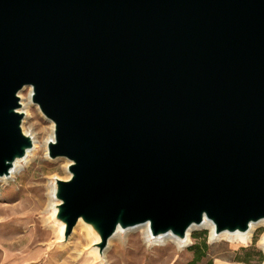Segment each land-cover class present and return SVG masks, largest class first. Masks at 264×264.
Instances as JSON below:
<instances>
[{"label": "water", "instance_id": "obj_1", "mask_svg": "<svg viewBox=\"0 0 264 264\" xmlns=\"http://www.w3.org/2000/svg\"><path fill=\"white\" fill-rule=\"evenodd\" d=\"M52 121L55 219L183 239L264 219V0H0V177Z\"/></svg>", "mask_w": 264, "mask_h": 264}, {"label": "rangeland", "instance_id": "obj_2", "mask_svg": "<svg viewBox=\"0 0 264 264\" xmlns=\"http://www.w3.org/2000/svg\"><path fill=\"white\" fill-rule=\"evenodd\" d=\"M28 92L26 89L24 94ZM27 103L21 124L33 133L36 146L32 145L28 161H23L28 165L11 181L0 177V264H96L87 254L90 243L80 229L74 227L65 237L64 231L58 233L54 221L48 220L47 184L53 177L68 178L64 171L67 160H47L44 143L53 123L37 104ZM57 225L64 228L62 223ZM263 235L264 227H258L246 244L210 243L208 230L195 229L189 235V246L178 250L171 242L147 247L138 230L112 242L103 260L104 264H263Z\"/></svg>", "mask_w": 264, "mask_h": 264}, {"label": "bare ground", "instance_id": "obj_3", "mask_svg": "<svg viewBox=\"0 0 264 264\" xmlns=\"http://www.w3.org/2000/svg\"><path fill=\"white\" fill-rule=\"evenodd\" d=\"M26 89L29 90L27 95L24 94ZM17 95H18V97L20 99L19 102H20V105H21L20 108L17 109V111L18 112H22L28 106L27 101L31 100L32 89H31L30 86H24L17 93ZM21 129H22V132L25 135H27V136H29L31 138L32 144L35 147L36 146V138L33 135V133H30L26 129H24L22 124H21ZM52 141H54L53 124H52V127H51V133L47 136V139H46V141L44 143L45 149H46L47 160L51 159V158L48 157L47 145H48L49 142H52ZM32 152L33 151L27 150L26 151V155H25V157L23 159H15L14 162H13V166L10 169L9 175L8 176H2L3 179L11 181L18 174V172H20L22 170L21 169L22 166L25 167V166L28 165V162H27L28 160L27 159H29L30 154ZM25 160H27V161L23 165V161H25ZM67 162H66V165H65V168H64L65 173H67L66 169H67V166L69 164V161H67ZM66 175H67V177H69L68 173ZM0 179H2V178H0ZM54 179H57V177H53L52 180H50L48 182V184H47V195H46L47 196V204H46L45 208H46V212L48 213V215H47L48 216V220H50V221L53 220L54 221V224H52L53 227L55 226L58 229V233L62 234L63 231H64L63 230L64 228L62 229L61 225H57V224H59V222L55 219V212H56L55 206L59 203V201L54 198V192H55V181H54ZM258 227H264V219H262V220H260L258 222H251L250 225H249V228H248V230L246 232H239V231L228 232V231H223V232L217 234V233H215L213 224L210 221L204 219V222L202 224L190 226L189 229L186 231L185 237L183 239L176 238V237L172 236L171 234L160 235V236H157V237H153L148 232L147 224L139 225V226H136L134 228H128V229H125V230L117 228V230L114 233V235L108 240L106 248L103 250L102 254H100L99 249L97 247H95V248L91 247L92 245L97 244L99 242L98 236L93 233L91 227L88 224L84 223L81 219H79L77 221L76 225H75L76 230L80 229L85 234V236H83V237H85V240L87 238L88 242L90 243V248H89L90 251H88L87 254L90 255L94 259V261H96V264H104V260H103L104 259V254L109 249V247L111 246L112 242H114L115 240H120L122 237L128 235V233L133 232V231H138V230L141 231L142 236H143V242H144V244L147 247H153V246H157V245L163 246L167 242H171L177 247L178 250H183V249H185V248H187L189 246V244H190L189 235L195 229H206V230H208V232H209L208 241L210 243H214V242H217V241H220V240H225V241L235 242V243H238V244H246V243H248L250 241L253 232ZM71 233H73V232H71ZM61 241H62V239H61ZM260 246H261V248L263 250V254H264V235H263V237L260 240ZM263 264H264V261H263Z\"/></svg>", "mask_w": 264, "mask_h": 264}, {"label": "crops", "instance_id": "obj_4", "mask_svg": "<svg viewBox=\"0 0 264 264\" xmlns=\"http://www.w3.org/2000/svg\"><path fill=\"white\" fill-rule=\"evenodd\" d=\"M158 248H161V247H158ZM163 248V247H162Z\"/></svg>", "mask_w": 264, "mask_h": 264}]
</instances>
